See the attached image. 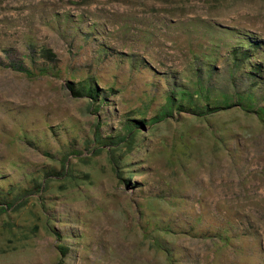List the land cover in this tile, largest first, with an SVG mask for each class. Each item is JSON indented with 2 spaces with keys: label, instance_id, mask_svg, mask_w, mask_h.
Returning <instances> with one entry per match:
<instances>
[{
  "label": "rangeland",
  "instance_id": "obj_1",
  "mask_svg": "<svg viewBox=\"0 0 264 264\" xmlns=\"http://www.w3.org/2000/svg\"><path fill=\"white\" fill-rule=\"evenodd\" d=\"M182 90L218 111L153 122ZM243 104L264 108V0H0V264H264Z\"/></svg>",
  "mask_w": 264,
  "mask_h": 264
},
{
  "label": "trees",
  "instance_id": "obj_2",
  "mask_svg": "<svg viewBox=\"0 0 264 264\" xmlns=\"http://www.w3.org/2000/svg\"><path fill=\"white\" fill-rule=\"evenodd\" d=\"M40 57H42L45 60V62H49V63L54 62L56 60V55L52 52L51 49H48V48H42V50L40 51ZM44 66H47V65L43 64V68L39 67L38 69H40V72L47 73L49 71L50 67L47 68ZM14 69L21 71V72H24L28 75H34L33 68L26 67L23 64V62L18 64V66H14ZM72 89H73L75 94L80 95V96H90V97H93L95 99H97V97L99 96L98 88L95 85H93L90 81L85 82L84 85L81 86L80 89H78V90H75L74 88H72ZM180 92H181V96H180V99L177 98L178 100H176L175 96H173V95L168 96L167 102L164 105L162 111L153 117V119H152L153 122H160V121L166 119L173 112L174 108H177L181 111H183V110L186 111V109L192 110L193 112L202 116V115H207L209 113L216 112V111H218L217 108L220 107V106H216V107L210 108L209 104H205V106H201V107L195 106V108L193 107V109H192L188 105L192 106L194 104L193 94H191L190 92H188L186 90H182ZM198 94H200V91H197L195 93V95H198ZM183 101H186L188 105L185 104ZM242 106L247 111H249V110L254 111L257 114L258 118L262 122H264V108L255 109L251 106H249V107L245 106L244 104ZM219 110H220V108H219ZM136 123H137V126H139V124L143 125L144 121L143 120H137ZM134 127L129 128L130 129L129 132H131L134 129ZM124 139H125V137H124ZM98 141H99L100 146L105 145L104 141H102V142H100V140H98ZM119 142H120L119 139L112 141V143H114V144H118ZM63 174L65 175L66 171H64ZM24 193H25V191H24ZM23 197L24 196L22 195L19 197V199L18 198L17 199L21 200ZM14 204H15V201L11 202V203H7V208L12 207ZM227 233H231V235L229 236ZM236 235H237L236 231H234L233 228L232 229L231 228H229V229H222L221 228V229H218L217 231H215L210 236H211V238H216V239L211 240V242L216 245L219 242L228 243L230 241L231 237H236ZM156 246L158 249L164 250L166 252L167 258L171 259L170 251L167 248H164V246H162L157 241H156ZM59 250H60L62 257L58 260L57 264H66L65 260H64V256L66 255V251L68 250V247L61 244L59 246Z\"/></svg>",
  "mask_w": 264,
  "mask_h": 264
}]
</instances>
